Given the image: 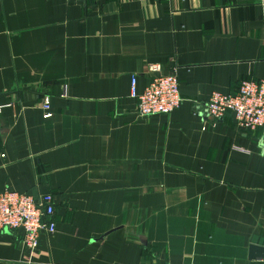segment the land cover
<instances>
[{
    "label": "crops",
    "instance_id": "0c3cea01",
    "mask_svg": "<svg viewBox=\"0 0 264 264\" xmlns=\"http://www.w3.org/2000/svg\"><path fill=\"white\" fill-rule=\"evenodd\" d=\"M150 64L176 67L168 115L130 95ZM244 79L264 0H0V192L51 194L55 223L35 249L0 230V264H264L263 132L203 106Z\"/></svg>",
    "mask_w": 264,
    "mask_h": 264
},
{
    "label": "built area",
    "instance_id": "2783aa9c",
    "mask_svg": "<svg viewBox=\"0 0 264 264\" xmlns=\"http://www.w3.org/2000/svg\"><path fill=\"white\" fill-rule=\"evenodd\" d=\"M141 2L147 0H139ZM150 81L142 93L136 92V78L132 76L130 95L137 99V114L141 117L154 114L168 115L180 105L176 67L170 68L166 74L161 73V67L150 64L147 67ZM12 103L0 105V113L4 107H12ZM206 116L213 124L227 113L234 117L238 129L255 132L261 129V153L264 157V80H241L235 92L221 94L214 92L203 104ZM40 108L43 118L51 117L50 100L47 95L42 99ZM1 157H4L2 154ZM54 199L51 194L40 195L37 199L5 189L0 192V230L23 231V243L35 249L41 232L51 234L55 231Z\"/></svg>",
    "mask_w": 264,
    "mask_h": 264
},
{
    "label": "water",
    "instance_id": "95a60500",
    "mask_svg": "<svg viewBox=\"0 0 264 264\" xmlns=\"http://www.w3.org/2000/svg\"><path fill=\"white\" fill-rule=\"evenodd\" d=\"M249 260H262L264 259V247L258 245L249 246Z\"/></svg>",
    "mask_w": 264,
    "mask_h": 264
}]
</instances>
